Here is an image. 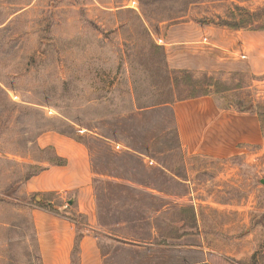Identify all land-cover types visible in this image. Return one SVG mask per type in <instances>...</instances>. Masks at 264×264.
<instances>
[{"label": "rangeland", "instance_id": "374dc122", "mask_svg": "<svg viewBox=\"0 0 264 264\" xmlns=\"http://www.w3.org/2000/svg\"><path fill=\"white\" fill-rule=\"evenodd\" d=\"M138 16L162 45L156 32L163 36L182 21L264 30V0H0V219L12 214L14 197L39 201L16 196L25 178L45 167L41 162H56L53 147L41 148L39 137L56 132L80 142L83 136L94 169L123 177L95 182L105 264H264V160L236 159V185L208 190L221 201L234 198L235 211L232 204L224 211L208 205L198 218L193 206L178 202L157 212L168 194L188 192L161 168H183L166 103L205 91L208 78L222 96L260 85L261 76L240 52L232 72L171 70L165 50H151ZM260 86L245 89V98L255 100L264 132ZM243 100L240 107L247 108L250 99ZM107 138L124 149H113ZM145 155L158 165L144 162ZM45 205L65 212L59 200ZM28 225L0 227V264L37 261Z\"/></svg>", "mask_w": 264, "mask_h": 264}, {"label": "crops", "instance_id": "0c3cea01", "mask_svg": "<svg viewBox=\"0 0 264 264\" xmlns=\"http://www.w3.org/2000/svg\"><path fill=\"white\" fill-rule=\"evenodd\" d=\"M155 35L156 40H163L171 70L187 69L195 74L207 72L210 75L232 72L240 67L236 55L240 52L248 68L261 76L257 81L264 84V30L230 29L211 21L189 20L168 25L163 36L157 32ZM260 85L224 91L222 96L211 91L166 103L173 113L183 168L182 173L166 165L161 168L173 181L184 184L188 192L181 196L168 194L167 202L158 213L169 210L178 202L193 206L198 218L200 211L208 205L224 211L232 204L236 210L234 198L221 201L208 190L236 185V171L239 170L236 159L252 165L264 160L261 118L254 109L256 102L252 95L245 98V89ZM231 97H236V102ZM243 99H250L247 108L240 107ZM108 140L107 143L113 146L115 142ZM39 143L41 148L53 147L67 163L49 165L47 161L41 162L45 167L26 177L16 196L35 195L36 200L39 199L37 202L42 204L54 205L59 200L65 212H55L14 197L12 214L0 219V227L25 230L29 224L38 246V259L34 264H105L106 255L99 244L101 233L105 231L98 223L99 193L94 180H123V177L95 170L90 150L70 137L47 132L39 137ZM148 157L153 158L145 155L144 162ZM153 189L159 194L164 193L158 188Z\"/></svg>", "mask_w": 264, "mask_h": 264}, {"label": "trees", "instance_id": "16d2710c", "mask_svg": "<svg viewBox=\"0 0 264 264\" xmlns=\"http://www.w3.org/2000/svg\"><path fill=\"white\" fill-rule=\"evenodd\" d=\"M138 19H139V22H140V25H141L140 27L142 29V32L146 36V38L148 40V43L150 44V48L153 51V53H155V54L162 53L163 50H164V47L162 45H157L156 42H154L153 36H152V32L149 29V27L146 25L145 21L140 16H138ZM225 25H228V26L233 27V28H241L242 27L241 25H237V24H228V23H225ZM163 53L165 54V51ZM175 71L176 72H181V73H186V74H189L190 73L189 70L188 71L187 70H175ZM167 78H168V81H169V84L170 85L174 86L175 88L178 86V80L174 76H171V74H170V75H167ZM208 80L209 81L207 82L206 90L205 91H201L200 93L193 94L190 97H194V96H198V95H202V94H207V93L211 92L210 88L213 86V84L216 85V83H212V81H213L212 78H208ZM180 99H182V98H180ZM167 103H169V102H167ZM254 109L257 111V105L254 106ZM258 114H259V112H258ZM77 140L80 141V142H82L83 141V136H80L79 138H77ZM45 149H48V148H45ZM54 156L56 158V162L54 164H57V165H65L67 163V159L64 158V157L59 156L58 154H56L55 150H54ZM43 168L44 167H42L40 170H42ZM38 172L31 173V175H35ZM97 180H100V179H95L94 180V183ZM37 204L40 205V206H43V207L48 208L47 205H45V204L43 205L42 202H37ZM49 205H53V204H49Z\"/></svg>", "mask_w": 264, "mask_h": 264}, {"label": "built area", "instance_id": "2783aa9c", "mask_svg": "<svg viewBox=\"0 0 264 264\" xmlns=\"http://www.w3.org/2000/svg\"><path fill=\"white\" fill-rule=\"evenodd\" d=\"M134 3H135V2H134ZM158 41H159L160 43H162L163 40H162L161 38H158ZM243 57H244V56H243ZM80 132H81V133H85L84 129H81ZM113 147H114V149H116L117 151H120L121 149H124L123 146H122V144L117 143V142L114 143ZM146 163H147L148 165H155V161H154L153 159H151L150 157L147 158Z\"/></svg>", "mask_w": 264, "mask_h": 264}]
</instances>
